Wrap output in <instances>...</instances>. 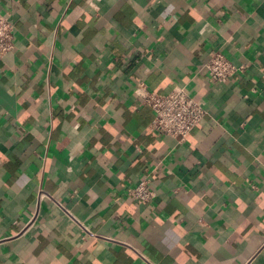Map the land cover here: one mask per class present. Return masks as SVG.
<instances>
[{
	"label": "crops",
	"instance_id": "1",
	"mask_svg": "<svg viewBox=\"0 0 264 264\" xmlns=\"http://www.w3.org/2000/svg\"><path fill=\"white\" fill-rule=\"evenodd\" d=\"M0 264H264V0H0ZM221 51L245 69L213 82ZM138 80L200 100L181 140ZM147 178L150 202L127 196Z\"/></svg>",
	"mask_w": 264,
	"mask_h": 264
},
{
	"label": "built area",
	"instance_id": "2",
	"mask_svg": "<svg viewBox=\"0 0 264 264\" xmlns=\"http://www.w3.org/2000/svg\"><path fill=\"white\" fill-rule=\"evenodd\" d=\"M14 25L0 14V57L13 48ZM209 78L216 83L244 71V64H236L221 51L213 50L204 63ZM134 93L140 102L152 110L149 127L161 134L178 137L186 135L204 118L206 110L202 102L182 87H176L166 93H158L148 87L147 82L138 80ZM127 196L140 202H150L154 191L149 187L147 178L127 190Z\"/></svg>",
	"mask_w": 264,
	"mask_h": 264
}]
</instances>
